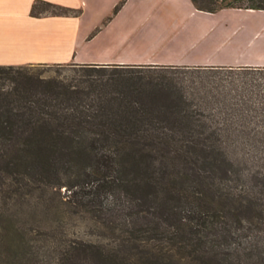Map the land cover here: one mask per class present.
<instances>
[{
  "label": "trees",
  "instance_id": "obj_1",
  "mask_svg": "<svg viewBox=\"0 0 264 264\" xmlns=\"http://www.w3.org/2000/svg\"><path fill=\"white\" fill-rule=\"evenodd\" d=\"M79 13L43 0L29 9ZM65 65L80 71L44 74ZM141 66L0 65V264H264V66H195L262 82L202 85L190 100L159 83L146 91ZM75 211L111 241L68 237Z\"/></svg>",
  "mask_w": 264,
  "mask_h": 264
},
{
  "label": "crops",
  "instance_id": "obj_2",
  "mask_svg": "<svg viewBox=\"0 0 264 264\" xmlns=\"http://www.w3.org/2000/svg\"><path fill=\"white\" fill-rule=\"evenodd\" d=\"M34 0H0V65L25 63H76L118 65H183V66H264V58L251 52L257 44V33L246 24L231 22L228 27L223 15L230 17L252 9L223 8L215 12L195 9L190 0H43L79 9L76 16L29 15ZM222 23V24H221ZM52 26V29H48ZM62 26L73 30L67 46L46 44ZM244 31L236 32L239 27ZM56 28L55 30H53ZM146 30H150L147 34ZM154 30V31H152ZM152 31V32H151ZM58 33V37L63 33ZM146 33L149 44H173L186 47L189 54L168 58L139 57L123 54L138 34ZM35 36L34 44L27 43ZM17 37L13 50L1 46L2 39ZM57 37V38H58ZM58 41V39H57ZM26 42V44H24ZM59 42V41H58ZM39 43V44H37ZM237 46L230 54L222 49ZM211 49L196 53L197 49Z\"/></svg>",
  "mask_w": 264,
  "mask_h": 264
},
{
  "label": "rangeland",
  "instance_id": "obj_3",
  "mask_svg": "<svg viewBox=\"0 0 264 264\" xmlns=\"http://www.w3.org/2000/svg\"><path fill=\"white\" fill-rule=\"evenodd\" d=\"M239 9V8H233ZM243 9V8H240ZM248 14L247 17H242V14H236L235 17H230L228 15H223V17L218 20H224L225 24L229 27L231 22L236 24H246L249 25L253 32L258 31L262 25H264V10H253L252 12H246ZM222 24V23H221ZM48 29H52V26H49ZM54 28L53 30H55ZM245 27L241 26L238 28L236 32L244 31ZM59 32L63 33L62 36L58 37V33L53 37H56V40H47L46 44L49 45L50 42L61 47L67 46L69 40L73 37V30L70 27L62 26ZM150 30H146L147 34H149ZM154 31V30H152ZM151 31V32H152ZM60 33V35H61ZM146 33L138 34L135 39L131 41V43L127 46L123 54H129L133 56L139 57H147L152 56L154 58H168L173 57L175 55L181 54H189L190 52L186 50V47L182 46H174L173 44H160L154 45L149 44L150 42L147 40L148 38L145 36ZM257 44H255V48L251 52L253 55L258 56L259 58H264V27L258 31L257 33ZM58 37V38H57ZM58 39V41H57ZM18 38L8 37L5 40L2 39L3 44L1 46H5L6 48L13 50L11 48L17 43ZM36 40L35 36L30 37V41H26L27 43L34 44L33 41ZM26 42L24 44H26ZM39 44V43H37ZM211 49H197L196 53H207L210 52ZM239 48L234 46L231 49H222L219 53L222 54H230L233 52H237ZM191 54V53H190ZM70 63V62H68ZM44 74L46 75H60V76H70L75 73H78L80 70L77 66L65 65L64 67H49L43 68ZM109 70V69H108ZM133 74L135 76L141 77V83L143 88L151 94L154 93L152 90V84H160V87L166 88L162 95H166V91L171 93V96L176 94L177 89L179 88L188 100L191 99L190 93L199 89L202 85L206 87H212L215 84L222 83L226 87L228 86H236L239 87L241 82L246 83H257L262 82L261 74L250 71V70H207L195 68V66H183V65H150V66H141L137 69H134ZM254 79L255 81H253ZM159 86V85H158ZM147 93V92H146ZM159 102H161L158 99ZM61 188V193L64 192ZM67 221V233L70 238H79L82 240H100L102 242H110L111 238L107 236L106 231L101 227L98 229L94 226L91 219L88 218L87 215L80 211H75L73 213H69V217H66Z\"/></svg>",
  "mask_w": 264,
  "mask_h": 264
}]
</instances>
